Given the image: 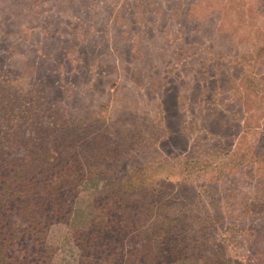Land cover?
<instances>
[{
    "label": "rangeland",
    "instance_id": "rangeland-1",
    "mask_svg": "<svg viewBox=\"0 0 264 264\" xmlns=\"http://www.w3.org/2000/svg\"><path fill=\"white\" fill-rule=\"evenodd\" d=\"M2 65L16 80L70 90L72 118H98L127 145L152 133L149 146L178 156L171 164L190 149L209 158L217 169L169 174L213 179L209 191L223 194L217 236L197 233L206 243L187 264H264V0H0ZM118 160L111 172L123 175ZM86 194L71 226L51 229L55 264H75L71 229L85 222Z\"/></svg>",
    "mask_w": 264,
    "mask_h": 264
},
{
    "label": "trees",
    "instance_id": "trees-1",
    "mask_svg": "<svg viewBox=\"0 0 264 264\" xmlns=\"http://www.w3.org/2000/svg\"><path fill=\"white\" fill-rule=\"evenodd\" d=\"M16 77L11 67H0V264H55L51 229L71 226L87 191L85 222L71 229L75 264H187L206 243L198 242L197 233L217 236V199L223 194L209 191L213 179L202 185L198 178L171 179L179 169L191 178L218 165L191 149L180 166L171 164L178 156L161 144L149 146L152 133L127 145L129 139L97 126L98 118L90 124L72 118L65 104L70 90ZM145 148L150 153L139 160ZM235 155L252 166L250 157ZM116 158L123 175L111 172ZM157 171L164 175L154 176ZM221 260L204 264L230 262Z\"/></svg>",
    "mask_w": 264,
    "mask_h": 264
}]
</instances>
